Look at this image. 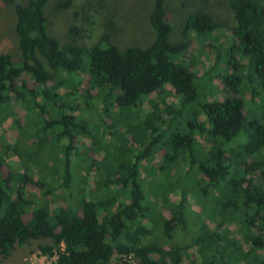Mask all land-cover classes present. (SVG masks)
Returning <instances> with one entry per match:
<instances>
[{
	"label": "trees",
	"instance_id": "16d2710c",
	"mask_svg": "<svg viewBox=\"0 0 264 264\" xmlns=\"http://www.w3.org/2000/svg\"><path fill=\"white\" fill-rule=\"evenodd\" d=\"M46 1L0 0L13 4L20 52L17 61L8 53H0V108L11 98L34 106L40 114L45 112L44 102L62 110L58 118L45 120L36 128L40 135L36 142L47 140L49 124L60 125L57 136L65 137L67 144L59 160L57 185L67 189L66 207L52 212L46 204L33 208L32 199L24 195L26 174H18V180L11 183L13 176L3 173L4 160L0 157V257H6L15 245L47 238L50 242L38 248L46 255L55 252V264H181L184 257L194 264H264V114L261 121L246 120L240 98H213L196 102L201 120L190 118L170 124L181 116V105L193 103L197 96L194 71L173 56L188 48L190 31H212L221 25L202 10L192 11L179 25L181 39L171 42L166 0H152L148 22L154 39L145 47L120 50L106 32L88 46L74 43L73 38L60 43L46 30ZM225 1L234 19L230 37L239 47L244 64L236 67V74L224 77L234 91L246 84L254 97L264 91V5L258 0ZM70 6L71 0H57L53 8L59 11ZM67 31L71 37L79 32L73 25ZM21 73L32 86L18 81ZM80 73L86 74L90 86L107 85L100 99L107 115L110 107H135L143 96L150 107L142 121L145 139L131 166H124L116 152L118 147H110L99 161L93 160L101 169L95 185L100 189L88 197H75L70 189V154L79 136L93 133L83 117L70 112L88 107L91 96L85 89L79 94L83 103H76L73 97L77 89L70 84L67 91L56 93L64 77ZM165 86L180 100L170 110L147 97ZM8 113L2 110L0 122ZM240 133H244V142L227 148L221 145ZM195 136L210 143L207 149H199V156H195ZM9 149L6 145L3 151ZM155 153L159 160L151 170L156 171L155 190L159 194L174 186L175 178L166 173L168 166L183 165L186 173L195 169L204 178L194 187L204 207L201 217L187 209L181 189L176 202L161 198L168 211L166 217L156 222L152 219L151 228L142 226L141 221L152 210L141 187L140 162L152 161ZM37 184L43 188L40 194L44 198L53 190L49 183ZM115 187L121 190L123 200L118 199ZM26 213L29 217L24 219ZM151 233L154 237L148 238ZM244 245L254 255L246 258ZM116 250L123 253L122 259L114 256ZM257 251L263 254L256 256Z\"/></svg>",
	"mask_w": 264,
	"mask_h": 264
},
{
	"label": "rangeland",
	"instance_id": "374dc122",
	"mask_svg": "<svg viewBox=\"0 0 264 264\" xmlns=\"http://www.w3.org/2000/svg\"><path fill=\"white\" fill-rule=\"evenodd\" d=\"M56 1L47 0L43 9L46 15V30L60 43L70 42L73 38L74 43L88 46L96 42L101 34L106 32L109 35V41L123 50L130 46L145 47L154 39L153 29L148 22L152 0H71V6L68 9L59 11L53 8ZM258 1L264 5V0ZM165 3L166 20L171 26L169 34L171 42L181 39L179 25L183 18L192 11L202 10L221 25L212 31L202 29L190 31L188 48L173 56L175 61L187 65L194 71L197 96L193 103L181 105V116L175 121H171V126L181 123L185 119L201 120L202 115L197 109L196 102L226 97L242 100L246 120L257 118L258 121H261V114H264V91L258 92L257 90L258 95L251 97L246 84H240L238 90L234 91L224 77L236 74V67L243 63L244 58L241 56L234 38L230 37L229 28L233 25L234 19L226 1L166 0ZM14 22L13 4L0 2V53H8L12 60L17 61L20 52L17 47ZM71 25L79 30L72 37L67 31ZM63 79L64 83L57 86L56 93L62 94L67 91L70 84L77 89L73 97L76 103L80 105L83 103L79 94L85 89L91 96L88 107H79L80 109L70 112L73 116L83 117L93 133L92 136H79L74 143L75 149L70 154V189L75 197L78 195L88 197L91 196L92 191L100 189L95 185L98 182L97 178H99L101 169L98 170L95 164L93 165V160L99 161L110 147L114 149L118 147L116 152L118 151L124 166H131L133 155L139 152L142 148L141 143L145 139L144 133L141 132L142 121L150 107L146 97L143 96L135 107L127 109L110 107L107 115L102 111L103 102L100 101L107 91L106 84L90 86L84 73ZM20 80H24L28 86H32V82L25 73H21L18 81ZM147 97H151L157 102V105L168 110L180 102L179 97L173 94L169 86H165L159 93H152ZM35 99L40 100V97L36 96ZM43 105L45 112L40 114L34 106L14 102L8 98V103L0 108V114L3 109L10 112L0 122V157L4 160L1 170L3 173L12 174L11 183L18 180V174H26L28 181L24 187L25 197L32 199L33 208L46 204L52 212L66 207L64 199L67 198V189L61 190L57 183L61 175L59 160L67 141L65 137L57 136L60 125L53 123L49 124L48 129L45 130L48 133L47 140L37 144L36 140L40 135L36 128L43 125L45 120L58 118L62 112L61 109L48 102H44ZM129 125L132 127L127 129L126 127ZM194 141L195 156H199L200 148L207 149L210 144L199 136H195ZM244 141V133H240L231 141L222 142L221 145L227 148ZM6 145H9L10 149L5 153L3 148L5 149ZM158 160L159 154L155 153L152 161L141 160L140 162L141 187L147 195L148 204L152 210L147 218L141 221L142 226L151 228L152 219L156 222L160 217H166L168 211L166 205L161 203V198L165 197L170 202H176L181 189L185 192L187 209L201 217L204 207L199 203V195L194 187L204 178L195 169L186 173L183 165L168 166L166 173L175 178L174 186L168 187L167 190L164 189V195L159 194L155 190L157 174L156 171L151 170V167H156ZM38 182H41L43 186L45 183H49L53 187L52 192L48 193L45 198L40 194L42 187L39 188ZM116 189L117 187L114 188V190ZM117 191L119 192L118 199L123 200L121 190L117 189ZM93 195L95 196V194ZM28 217L29 213H26L24 219ZM206 221L211 228H214V224L210 220ZM154 233L159 236L156 228ZM147 237L153 238L154 235L151 233ZM49 242L50 240L47 238H38L28 240L22 245H15L6 257H0V261L4 264H55L53 254H43L38 248V245ZM242 250L246 258L255 253L249 250L247 245H244ZM261 254L263 252H256V256ZM114 256L121 259L124 257L123 253L117 250ZM181 264H194V262L191 263L184 257Z\"/></svg>",
	"mask_w": 264,
	"mask_h": 264
},
{
	"label": "built area",
	"instance_id": "2783aa9c",
	"mask_svg": "<svg viewBox=\"0 0 264 264\" xmlns=\"http://www.w3.org/2000/svg\"><path fill=\"white\" fill-rule=\"evenodd\" d=\"M54 257H55V252L53 253Z\"/></svg>",
	"mask_w": 264,
	"mask_h": 264
}]
</instances>
